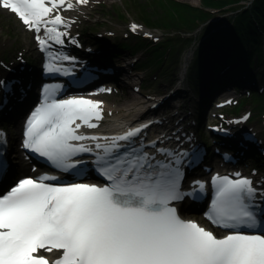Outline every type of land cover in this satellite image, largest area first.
<instances>
[{
	"label": "snow or ice",
	"instance_id": "1",
	"mask_svg": "<svg viewBox=\"0 0 264 264\" xmlns=\"http://www.w3.org/2000/svg\"><path fill=\"white\" fill-rule=\"evenodd\" d=\"M0 4L36 33L42 49L50 41L64 44L68 33L60 26L70 25L58 9H72L70 0H0ZM131 27L136 31L139 26ZM42 29L44 36L39 34ZM49 56L47 72L69 74L56 61L74 57ZM61 87L44 85L42 102L26 121L23 147L68 171L80 164L74 157L94 151L75 142L110 141L94 146L101 150L96 152L97 170L107 182L50 183L58 177L47 174L19 179L0 194V264H264V232L257 230L264 217L258 220L253 210L259 190L252 179L240 172L235 178L212 177L214 196L206 216L226 230L217 236L195 220L181 218L173 206L192 195L180 188L179 155L159 148L171 159H157L143 145L121 152L124 145L119 142L132 141L147 125L111 138L80 133L83 126H99L93 121L103 119V101L57 98ZM194 184L203 192L205 182ZM54 252L59 255L52 260L45 254Z\"/></svg>",
	"mask_w": 264,
	"mask_h": 264
},
{
	"label": "rangeland",
	"instance_id": "2",
	"mask_svg": "<svg viewBox=\"0 0 264 264\" xmlns=\"http://www.w3.org/2000/svg\"><path fill=\"white\" fill-rule=\"evenodd\" d=\"M159 1L162 3L163 6L168 5V7H170V0H159ZM181 1L190 3L196 9H200L202 5V0L201 2L200 0H181ZM245 1L246 0H236V1L231 0L229 1L230 3L224 5L225 9L218 12H223V11L228 12L226 10H231L236 7L241 8V6H244L242 3H244ZM137 3L138 0H91V2L87 6L82 8V12L80 13L81 18L77 24L78 29L81 30L82 33H84L85 39L88 41L89 45L95 46L96 44H98V42H101L102 46H108L109 48H111V50H113L115 48H119V44L127 43L128 44L127 47L122 46V48L125 47L126 49H123L122 51L119 52V54L113 56V57H116L118 55L123 56V58L119 61H122L123 59H128L130 52H132L131 51L132 49H136V51L142 52L141 57L139 59L140 64L136 66L138 67L142 66L143 68H146L148 77L144 81L141 87V92L137 94L140 97H143L145 94H150V93L161 95L163 92L167 91L168 88L172 87L171 84L175 83L176 80L175 77H177L178 75V70L180 66V57L183 49H184L183 51L184 55L189 56L188 64H187L188 75L186 76V81L190 83L191 86L194 87V89L196 88L197 91H199L200 78L205 65L211 62V60L214 59L215 56L217 55L218 58L212 60V65L218 64L221 61H227L228 54H226L227 53L226 50L228 48L229 51L233 50L231 43L222 41L219 43L221 44L219 46L220 48L217 47L216 49H213L214 44L210 43L209 38L206 39V37L209 36L207 32L212 28V25L209 27H205L206 20L201 21L199 23L198 21H195L194 23L186 24L189 27H191L195 23H198L197 26H194L192 28H187L185 24H182L181 22L174 20L172 23L175 27H171V28L175 29V31L177 32L175 34L167 35L164 38H161L158 45H152L154 47H157L156 49H154L153 47L143 51L142 50L143 48H141L140 45L145 41L146 42L148 41L145 39H144L145 41L139 40L140 38H142L139 35L138 36L128 35V31H127V23L129 20H131L132 18H135L137 20L144 19L141 16H139L137 13V7H136ZM145 4L150 7L149 10L153 11L155 17L159 16L160 9L156 7L155 1L145 0ZM153 7H155V9ZM117 14L120 15L122 14V15L119 16ZM221 16L222 15H219L217 19H219ZM226 18L227 16L225 18L221 17V19H226ZM227 22L228 21L221 20L220 22L217 23V25L219 23H227ZM150 23H152L151 20ZM167 24L168 23H166V25ZM166 25L160 28L163 29L164 27H167L165 28L167 31L170 26L168 27ZM86 30H88L87 35L86 32H84ZM182 31H188L189 32L188 36L183 35ZM0 37L8 38L7 42L3 46H0V64H1V60H4L10 65H16L17 62L22 63L20 61L22 58H28L29 62L38 60V55L37 58L34 57L35 50H34L31 34L19 23V21L11 13L1 8H0ZM192 38H195L197 40L194 42H190ZM263 47L264 46H262V48ZM103 51L106 52V49H104ZM165 54H166V58L164 56ZM105 55L107 54L105 53ZM223 55L226 58L223 59ZM261 65H262L261 71L258 72V70H252V74H254V77H251L249 75H244L242 77V78H249L251 82L255 81V79L257 78L258 79L260 78V80L256 81L257 88L264 87V79L260 76L264 70V61ZM130 68L131 66H128L129 70ZM6 70L7 68L5 66H2L0 68V76ZM151 71L152 74L150 76L149 74L151 73ZM155 72H158L159 75L157 78H152V75ZM118 74L119 76H122L127 79V75L120 74V71H118ZM256 74H258V76L255 78ZM38 75L39 73H37V76ZM37 76L34 75V79ZM23 79L24 80L27 79L25 75H23ZM34 79L31 90H33L35 87ZM120 81L121 83H125V81L122 79H120ZM251 82L249 81L248 83L244 82L245 88H251ZM123 88L124 91H122ZM0 89H2L1 85H0ZM190 91L191 89L188 86H187V91H184V93H182L180 90V94L186 96L185 98L186 101H190V99L188 98ZM132 94L135 93H132L131 87L128 85V86H121V91L119 92H115L112 95L105 94L102 95L103 97L101 98H108L109 100L113 101L114 107L115 106L119 107L122 106L123 104L131 103L130 98ZM242 95L244 96V94ZM242 95L234 94L233 97H241L243 102H245V100L247 101L246 103L247 105L244 108L245 110L251 109L253 111V114L251 116L253 120H251V122L249 123V125L252 127L254 125L253 124L254 121L257 118L259 119L260 114L264 108H262L259 111V108L253 103L252 101L253 98H251V95L244 97ZM217 97L214 98V94H211L207 103H211L213 98L217 99ZM262 97H264V93ZM124 99L126 100L127 103H124ZM191 100L194 102L193 97H191ZM212 105L213 103L211 104L208 111H210ZM227 107L229 108V106ZM163 109L166 112H172L175 109L185 110L183 106L173 107L171 104H165ZM224 109L221 110L224 111ZM231 110H232L231 108L228 109L230 114L232 113ZM193 111L195 113L194 108ZM204 122H205V115L203 114L201 120L198 121V127L200 128H202V126L205 127ZM203 131L204 128L202 132Z\"/></svg>",
	"mask_w": 264,
	"mask_h": 264
},
{
	"label": "trees",
	"instance_id": "3",
	"mask_svg": "<svg viewBox=\"0 0 264 264\" xmlns=\"http://www.w3.org/2000/svg\"><path fill=\"white\" fill-rule=\"evenodd\" d=\"M156 2V7L160 9L159 16L155 17L153 11L149 10V6L145 1H139L136 5L142 4L137 8V13L148 22L166 25L173 24L174 20L182 24H190L203 19L207 12L200 8L196 9L191 4L179 0H170V7L163 6L159 0ZM228 0H207L209 3H222ZM155 9V7H153ZM188 26V25H186ZM214 26V25H212ZM189 27V26H188ZM210 43L214 44L216 49L222 41L229 42L233 50H226L228 60H233L241 57L235 66V72L249 70L252 65L264 60V0H251L249 5L243 7L240 11L233 13L228 22L224 26H219L210 29ZM219 44V45H218ZM220 48V47H219ZM253 55L256 60H253ZM258 95L253 96V100ZM264 100L257 101V106H263ZM245 104H240L233 109L234 112L239 111Z\"/></svg>",
	"mask_w": 264,
	"mask_h": 264
},
{
	"label": "bare ground",
	"instance_id": "4",
	"mask_svg": "<svg viewBox=\"0 0 264 264\" xmlns=\"http://www.w3.org/2000/svg\"><path fill=\"white\" fill-rule=\"evenodd\" d=\"M141 5L142 4L136 5V7L138 8ZM78 6H81V4H78ZM65 14H67V13H65ZM65 20L68 23L70 21H73V19H71L70 16H68ZM7 40H8V38H6V37H0V46H3L7 42ZM140 47L143 48L142 49L143 51L147 50L146 47L147 48H153V46H152V44L150 42H144V43H142L140 45ZM50 48H53V47L52 46L48 47L47 49H44L43 52L49 50ZM65 49L66 50H72L73 49L74 51L78 50L77 49V45H74V44L63 45L62 47H60L59 50H62V52H63V51H65ZM79 50L81 51L80 55L83 58H85L87 60L93 58L90 55V53L85 50V47H82ZM183 51H184V49H183ZM183 57H184V60H187L186 64L183 65V69L186 70L187 69L186 66L188 64L189 56L183 54ZM215 58H218V55L215 56ZM224 58H226V57L223 55V59ZM117 63H119V61H117ZM212 67H214V66H212V60H211V62H210V71L212 70ZM26 68L29 69V66L26 67ZM35 71L37 72V69ZM185 72L186 71H181V74H179V75H177V77H175L176 78L175 83L171 84V86H172L171 88H174L173 89L174 92H175V90H178V89L187 88V87H184L183 83H179L180 82V77H182ZM174 74H177V73H174ZM0 77L2 79H5L7 76L6 75H1ZM177 79H179V80L177 81ZM257 80H260V78L259 79L258 78L255 79V81H257ZM207 81H208V78H205V80L203 82H205L207 84ZM244 82L248 83V80L246 79ZM10 91L14 92L16 90H10ZM3 93H4L3 91L0 92V94H3ZM167 93H168V96H165L163 98V101L173 105L174 107L180 106L181 101L186 98V96L181 95L180 93L173 94V92L171 93V91H169ZM132 95H131V98H130L131 99V103L123 104L122 106H119V107L112 106L111 102L108 99H106V102H104V104H103V109H104V111L106 113V118L99 125V127L103 131H105V132L111 131V130L117 128V127L124 126V125H128V126L129 125H134L136 123V121H138V118H140L141 116L145 115V112H147L150 109H154V107H155V104H154L155 100L154 99H151L148 96L144 98V97H140L137 94H132ZM225 96L227 97L229 95L226 94ZM191 97H193V95H191L190 98ZM124 103H127L125 99H124ZM18 112H19V108H16L15 111H14V114H17ZM163 115H164L165 118L169 119V122H171V124H172V126H174V128L177 127V126H180V125H184L186 127L193 125L192 120L187 116V113H185V112H182V111L180 112L179 110H176V111L171 112V113H165V114L163 113ZM154 118H155V116H150V120H153ZM147 120H149V119H147ZM9 121L12 122L13 124H15L16 123V117L15 116H11L10 118H8L7 124H9ZM239 128H240V125H238V124H234L233 125V129L236 132L239 131ZM20 129H23V127L20 126ZM22 131H24V129ZM154 131H155V129L153 128V125H151V123L149 122L147 127L142 130V133H144V134H142L140 137H136V141L142 140L143 148H147V146H145V144H143V142L144 143H151V141H155L157 138H159V135L157 136V138L155 137V135H153ZM262 132L263 133L260 136V142L257 143V145H263L264 146V127H262ZM15 136H16V128L13 125L12 134H11L12 143L14 142ZM181 139H184V138H181ZM194 140L195 139H192L191 141L194 143ZM119 143L121 144V141ZM246 149H247V147H245V150L242 151L243 154L246 153ZM191 150H193V148ZM219 150H220L219 154L221 155V154H223L225 152V150H227V147L223 144L219 148ZM191 153H194V152L191 151ZM219 154L216 155L217 160H220L224 156V155L220 156ZM260 158L264 159V153L263 154L259 153V155L257 157V160L259 161ZM262 161H264V160H262ZM23 164H27L28 166H31V164L28 163L27 160L24 161ZM262 167H264V164L262 165ZM182 179H183L184 182L187 181V179L185 177H183V176H182ZM12 185H13V183H10L9 187L12 186ZM8 190L9 189L4 191V193H6ZM198 206H200V204H198ZM186 217L195 218L190 213H188Z\"/></svg>",
	"mask_w": 264,
	"mask_h": 264
}]
</instances>
